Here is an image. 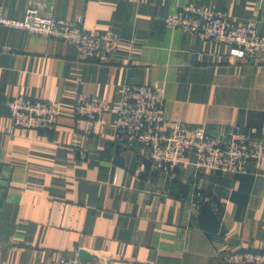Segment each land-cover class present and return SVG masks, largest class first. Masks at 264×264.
I'll return each instance as SVG.
<instances>
[{"label":"crops","instance_id":"0c3cea01","mask_svg":"<svg viewBox=\"0 0 264 264\" xmlns=\"http://www.w3.org/2000/svg\"><path fill=\"white\" fill-rule=\"evenodd\" d=\"M187 4L252 22L264 37V0H0L9 19L31 7L81 16L86 31L121 39L102 64L70 43L0 25V167L9 169L0 177V264H52L81 249L108 264H229L231 252L264 251V167L197 168L186 150L170 173L151 163L143 174L148 152L115 141L113 110L96 121L74 113L80 90L114 105L123 85L160 86L167 123L213 137L238 129L264 146V50L236 60L226 45L168 26L165 16ZM19 92L54 99L55 125H13L6 102Z\"/></svg>","mask_w":264,"mask_h":264},{"label":"built area","instance_id":"2783aa9c","mask_svg":"<svg viewBox=\"0 0 264 264\" xmlns=\"http://www.w3.org/2000/svg\"><path fill=\"white\" fill-rule=\"evenodd\" d=\"M172 27L196 34L202 39L228 47L232 59L254 61L256 52L264 50V37L250 22L236 23L222 10L199 4L177 7L164 18ZM0 25L26 29L30 33L58 39L75 46L80 59L108 63L121 43L117 33H90L83 27V17L65 21L27 8L22 19H9L0 13ZM12 124L22 128H52L59 115L54 100L32 99L19 92L8 99ZM164 90L160 86L123 85L120 98L110 105L106 97H97L87 90L77 92L74 113L85 120L96 121L104 111L115 112V141L125 148L142 147L148 152L152 165L170 173L184 151L195 154V166L223 172H241L247 163L264 167L263 144L240 132L231 131L227 137L208 136L202 128L187 132L179 122L164 119ZM229 264H264V251L231 252ZM52 264H101L95 257L82 261L76 253L60 254Z\"/></svg>","mask_w":264,"mask_h":264},{"label":"water","instance_id":"95a60500","mask_svg":"<svg viewBox=\"0 0 264 264\" xmlns=\"http://www.w3.org/2000/svg\"><path fill=\"white\" fill-rule=\"evenodd\" d=\"M144 164H145V167H144V170H143V174H146L148 171H149V168H150V165H151V160L150 159H145L144 161ZM9 169L7 167H0V177L2 176L3 177V171H8ZM7 185V180L6 179H0V203L2 202L3 198H4V195H5V191L1 190V188H4L6 187ZM78 257L80 260L82 261H86V260H89L90 258H98L101 262V264H108V261L107 259H104V258H101V257H98L97 255H92L90 253H88L86 250H79L78 251Z\"/></svg>","mask_w":264,"mask_h":264}]
</instances>
